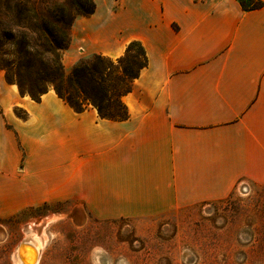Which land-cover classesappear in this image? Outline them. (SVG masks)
<instances>
[{
    "label": "crops",
    "instance_id": "1",
    "mask_svg": "<svg viewBox=\"0 0 264 264\" xmlns=\"http://www.w3.org/2000/svg\"><path fill=\"white\" fill-rule=\"evenodd\" d=\"M93 1L62 63L140 41L148 64L122 97L127 117L75 111L52 89L26 100V120L9 115L11 129L0 115V217L72 199L98 219L148 218L264 180V5Z\"/></svg>",
    "mask_w": 264,
    "mask_h": 264
},
{
    "label": "rangeland",
    "instance_id": "2",
    "mask_svg": "<svg viewBox=\"0 0 264 264\" xmlns=\"http://www.w3.org/2000/svg\"><path fill=\"white\" fill-rule=\"evenodd\" d=\"M110 2L111 12L121 8L122 0ZM8 4L10 12L0 5V15L10 25L15 2ZM6 49L10 57L13 48ZM9 87L17 99H11ZM29 99L0 70V115L6 128L11 129L9 115L26 120ZM15 147L23 156V147ZM31 229L45 236L38 264H264V180H240L223 199L148 218L98 219L72 199L26 208L0 217V264H14L15 247Z\"/></svg>",
    "mask_w": 264,
    "mask_h": 264
},
{
    "label": "trees",
    "instance_id": "3",
    "mask_svg": "<svg viewBox=\"0 0 264 264\" xmlns=\"http://www.w3.org/2000/svg\"><path fill=\"white\" fill-rule=\"evenodd\" d=\"M9 1L3 4L0 0L7 12L11 8ZM14 2V24L7 25L0 15V70L5 72V78L35 101L52 89L75 111L91 106L101 118H126L122 97L148 64L142 43L130 41L115 60L101 54L81 58L66 72L60 53L69 45V29L77 17L94 12V1ZM239 2L245 10L264 5L262 0H255L250 6L242 0ZM7 45L13 48L10 57Z\"/></svg>",
    "mask_w": 264,
    "mask_h": 264
},
{
    "label": "bare ground",
    "instance_id": "4",
    "mask_svg": "<svg viewBox=\"0 0 264 264\" xmlns=\"http://www.w3.org/2000/svg\"><path fill=\"white\" fill-rule=\"evenodd\" d=\"M44 237L40 231H28L15 247L12 257L14 264H38Z\"/></svg>",
    "mask_w": 264,
    "mask_h": 264
}]
</instances>
